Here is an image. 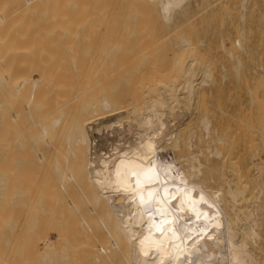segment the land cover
Listing matches in <instances>:
<instances>
[{
  "label": "bare ground",
  "instance_id": "obj_1",
  "mask_svg": "<svg viewBox=\"0 0 264 264\" xmlns=\"http://www.w3.org/2000/svg\"><path fill=\"white\" fill-rule=\"evenodd\" d=\"M194 1L0 0V264H264L263 184L188 154L211 69L168 35Z\"/></svg>",
  "mask_w": 264,
  "mask_h": 264
},
{
  "label": "rangeland",
  "instance_id": "obj_2",
  "mask_svg": "<svg viewBox=\"0 0 264 264\" xmlns=\"http://www.w3.org/2000/svg\"><path fill=\"white\" fill-rule=\"evenodd\" d=\"M196 1L192 2L190 7H188L184 12L177 15L176 22L172 29H170L172 30L171 33L173 34L170 33L168 35V38H170L169 41H174V36L179 34L185 37L187 36L191 41L196 43L198 46L199 55V59L196 62L202 65L200 66L197 63L193 64L198 68L199 66L202 67L206 65L208 66V70L211 69L209 70L210 78L209 82L207 83L208 85L206 84L200 90V94L197 99L195 107L196 110H194V115L196 116L197 120H190V122H188V124H191L193 122V127L186 124L188 126L187 129L192 130L194 126H196V122H198V125L196 126V128H194L198 131H193L196 134L199 133L197 134L199 135L198 138L202 136L201 138H203V145L202 141H199L194 133L193 137H196L198 141L196 140V138H193L191 139V143H194L196 145H192L191 147H189V149L192 148L190 152L187 148L186 150L184 148L183 152L184 154H187L189 152L188 154L191 155L196 153L194 154L196 156L198 155L197 152H203L204 154H201L199 152L201 159H199V155L197 157L199 160H204H202L203 162L200 161L201 163L206 164L209 161V166H205L203 164L202 169L206 167L208 169V167H211L210 169H212L213 172L216 170L215 166L218 168V166H221L220 163H222L221 168H219L222 169L224 168L223 162L227 164L228 161L229 165H226L227 167L230 166L231 169L236 168L241 169L242 171H247L250 174L249 179L256 178L257 181L261 182L264 186V133L260 131H253L251 128H249V124H255L260 128L261 131L264 130V33H262L264 32V0H245L243 6L241 3L242 0ZM235 39L240 40V42L242 43L241 48L233 45ZM226 41L229 43H227ZM228 54L232 55L228 56ZM165 60L160 62H162L163 64L169 62L168 60ZM151 61L152 60H145L141 62L136 61V64L138 62L137 65L141 67H139L138 69H142V66L143 68L145 67V69H147L146 65L149 66L150 63L152 64V62L158 64L160 63L157 62V60L152 62ZM206 61H208L209 63L207 62L208 64H206ZM133 64L135 65V63ZM185 64H187V61L184 62V66ZM134 75L135 74L133 73L131 77L133 78ZM126 80V78L122 77L120 80L121 83H119V85H125ZM244 81L246 82V84ZM253 86H255V88ZM203 89L204 91L206 89L205 94H203ZM178 91L179 92L177 93V97L179 99L181 107L180 104L177 105V110H187L185 107L187 105L184 98L185 96L181 93V90ZM181 96H184V100L183 98L181 99ZM261 98L262 100H260ZM249 99H251V103ZM255 99L256 101H254ZM202 102H204V105H202ZM184 103L185 105H182ZM199 104H201L202 106H199ZM256 110H258L259 113H257ZM164 112V116H167L173 121L176 120L173 116H171L169 110L165 109ZM204 116H207L206 119H208V121L210 120L208 131V134L210 136L206 135V137V132L203 130L202 125L199 124V120ZM249 117L251 120L249 119ZM183 127H180L178 132L183 137H185L188 130L186 129V127ZM214 131H216L215 134ZM185 132L186 134H184ZM226 133L228 134L227 137ZM217 137L221 139V142L226 141L224 143L225 146L221 145L223 148L225 147V150L222 147H219L222 143L220 141L218 142ZM199 142H201L200 145L202 147L197 145ZM196 146H198L199 148L201 147L200 150ZM213 146L217 148L215 149V151H224L219 154L221 155L223 153L222 158L224 157L225 161H223L224 158L221 160V158H219L218 156L213 155ZM194 147H196L197 149H195ZM207 147H209L210 151L207 149ZM193 148L195 150H193ZM206 149L208 151H206ZM209 153H211L212 155H209ZM203 156H208L206 158L207 161ZM233 160L236 161L234 162ZM261 162L262 164H259ZM226 166L224 170L227 168ZM257 168H262L260 170V173L256 170ZM260 220V232L264 237V216L261 217ZM260 257H262V255ZM260 261H262L260 263L264 262L263 259Z\"/></svg>",
  "mask_w": 264,
  "mask_h": 264
}]
</instances>
